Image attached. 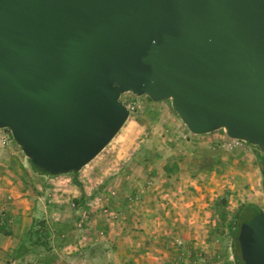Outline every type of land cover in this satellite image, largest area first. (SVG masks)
I'll return each instance as SVG.
<instances>
[{
  "label": "water",
  "instance_id": "95a60500",
  "mask_svg": "<svg viewBox=\"0 0 264 264\" xmlns=\"http://www.w3.org/2000/svg\"><path fill=\"white\" fill-rule=\"evenodd\" d=\"M126 93L264 156V0H0V130L40 170L92 163L130 118ZM238 241L264 264V210Z\"/></svg>",
  "mask_w": 264,
  "mask_h": 264
},
{
  "label": "rangeland",
  "instance_id": "374dc122",
  "mask_svg": "<svg viewBox=\"0 0 264 264\" xmlns=\"http://www.w3.org/2000/svg\"><path fill=\"white\" fill-rule=\"evenodd\" d=\"M121 102L129 120L76 177L41 174L0 130V189L27 199L21 242L36 219L51 246L21 264H235L238 211L264 210L258 147L224 130L192 134L171 100L126 93ZM0 211L7 224L12 211Z\"/></svg>",
  "mask_w": 264,
  "mask_h": 264
},
{
  "label": "trees",
  "instance_id": "16d2710c",
  "mask_svg": "<svg viewBox=\"0 0 264 264\" xmlns=\"http://www.w3.org/2000/svg\"><path fill=\"white\" fill-rule=\"evenodd\" d=\"M256 157L259 162L262 174L264 176V156L260 152L259 148L256 152ZM33 167L40 172L43 175L46 176H53L49 173H46L42 170H40L37 166H35L32 161H30ZM79 173H71V175H74L76 177ZM75 183L77 184V180L75 178ZM263 210L260 208H257L253 205H246L242 207L237 215L236 220L238 223V230L234 238V248H235V264H245L242 256H241V250L240 245L238 241L240 228L242 224L249 222L251 219L259 215ZM45 222H39L38 220H34L27 235L23 239V241L20 243L18 248L15 250L13 254L14 260H20V259H26L31 256L38 257L42 254L48 253L51 251V246L49 243L45 240ZM6 229V224L0 229V233H2Z\"/></svg>",
  "mask_w": 264,
  "mask_h": 264
},
{
  "label": "crops",
  "instance_id": "0c3cea01",
  "mask_svg": "<svg viewBox=\"0 0 264 264\" xmlns=\"http://www.w3.org/2000/svg\"><path fill=\"white\" fill-rule=\"evenodd\" d=\"M53 177V176H52ZM6 191V192H5ZM0 192L3 194L6 193L7 199L10 201H6V203L2 202L1 204L5 205L9 211L11 210L12 213H9V216L7 217V224H6V229L2 233H0V260L2 258H7L11 256L13 258V254L15 250L18 248V246L21 243V238L24 231L19 227L21 219L25 222V210L27 206V199L22 198V195H18L15 197H11V193H13V190H2L0 189ZM10 193V194H8ZM13 207V210H12ZM257 207V206H255ZM259 208V207H257ZM4 209V208H3ZM261 209V208H260ZM12 230L11 227H13ZM20 238V239H18ZM25 238V237H24ZM15 245V246H14ZM42 256V255H41ZM28 259V258H26ZM26 259H20V260H14V263L11 264H21L24 260ZM4 263L3 261H0V264ZM12 262V260L10 261ZM7 264V263H4Z\"/></svg>",
  "mask_w": 264,
  "mask_h": 264
},
{
  "label": "built area",
  "instance_id": "2783aa9c",
  "mask_svg": "<svg viewBox=\"0 0 264 264\" xmlns=\"http://www.w3.org/2000/svg\"><path fill=\"white\" fill-rule=\"evenodd\" d=\"M129 109V108H128ZM233 140V139H232ZM233 141H235V142H240V141H238V140H233ZM2 142H3V144H5V142H6V140L4 139V140H2ZM89 166V165H88ZM88 166H86V167H88ZM85 167V168H86ZM84 170V169H83ZM83 170H82V172H83ZM6 224V221H5V214H4V212L3 211H0V229L4 226Z\"/></svg>",
  "mask_w": 264,
  "mask_h": 264
}]
</instances>
